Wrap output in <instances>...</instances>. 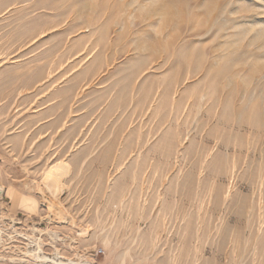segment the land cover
I'll return each instance as SVG.
<instances>
[{
	"label": "rangeland",
	"instance_id": "obj_1",
	"mask_svg": "<svg viewBox=\"0 0 264 264\" xmlns=\"http://www.w3.org/2000/svg\"><path fill=\"white\" fill-rule=\"evenodd\" d=\"M145 1L0 0V264H264V0Z\"/></svg>",
	"mask_w": 264,
	"mask_h": 264
},
{
	"label": "bare ground",
	"instance_id": "obj_2",
	"mask_svg": "<svg viewBox=\"0 0 264 264\" xmlns=\"http://www.w3.org/2000/svg\"><path fill=\"white\" fill-rule=\"evenodd\" d=\"M171 2H172V0H146L144 3L141 4L140 10L145 11V14L146 15L149 14V16L150 15L151 16H154V15L160 16L161 20H162V17L165 16L167 13H169V9L174 6V5L172 6ZM165 20H166V18H165ZM165 20H163V21H165ZM251 29H253V28H251ZM260 37L264 38V28H262L257 33V35L255 34V39L260 38ZM253 65H255V63ZM252 69H256V68H252ZM69 170L70 169H68V167L64 161H59L58 163L51 166L48 170H45V173L43 174V177L41 180V186L43 188V189H41L42 190L41 192L42 193L43 192L48 193L54 200H56V202H57L56 209H58L59 212L63 211L62 210V208H63L62 203H61V201H59V196H60L61 190L64 186V179L68 175ZM1 190H2V187L0 185V192H1ZM17 203H18L17 200L14 199L13 200V207L16 206ZM259 218L261 219V217H259ZM261 230L262 229H260V231ZM0 240H2L1 236H0ZM35 241H36V249L32 250L31 252H28V254L26 253L27 256H29L30 259L34 262V264H77V262L75 260L76 258L74 259L72 257H67V256L63 255L55 246H54L53 256H49V255L45 254L43 249H42L40 239H36ZM28 262H30V261H28ZM86 264H90V263L87 261Z\"/></svg>",
	"mask_w": 264,
	"mask_h": 264
}]
</instances>
